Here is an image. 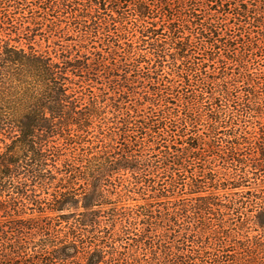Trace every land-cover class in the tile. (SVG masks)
<instances>
[{
    "label": "trees",
    "instance_id": "obj_1",
    "mask_svg": "<svg viewBox=\"0 0 264 264\" xmlns=\"http://www.w3.org/2000/svg\"><path fill=\"white\" fill-rule=\"evenodd\" d=\"M0 264H264V0H0Z\"/></svg>",
    "mask_w": 264,
    "mask_h": 264
}]
</instances>
